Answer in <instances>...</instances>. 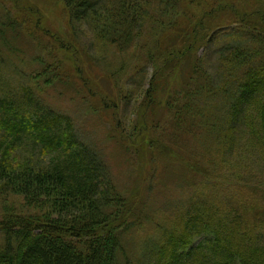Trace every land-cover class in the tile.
<instances>
[{"label": "trees", "instance_id": "16d2710c", "mask_svg": "<svg viewBox=\"0 0 264 264\" xmlns=\"http://www.w3.org/2000/svg\"><path fill=\"white\" fill-rule=\"evenodd\" d=\"M64 1L73 28L92 16L95 36L123 47L136 38L132 35L140 32L145 7L155 0H113L106 14L91 9V0ZM166 3L174 9L178 0ZM239 24L250 46L223 59L232 70L241 69L223 81L220 94L228 109L220 123L214 127L213 114L203 109L217 94L209 93V78L200 71L193 72L192 92L175 93V99L183 101L181 128L211 131L217 158L244 141L264 161V23ZM7 32L0 17V66ZM52 70L44 76V87L62 83L61 74ZM26 83L16 93L0 87V198L20 197L27 208L3 209L0 264H264V187L240 181L230 186L218 165L212 169L216 176L206 179L172 218H142L143 212L130 209L110 181L106 162L78 138L70 115L45 107ZM18 136L32 140L35 154L10 158ZM22 138L18 145L25 144ZM147 228L150 233H144Z\"/></svg>", "mask_w": 264, "mask_h": 264}, {"label": "rangeland", "instance_id": "374dc122", "mask_svg": "<svg viewBox=\"0 0 264 264\" xmlns=\"http://www.w3.org/2000/svg\"><path fill=\"white\" fill-rule=\"evenodd\" d=\"M112 1L91 0V9L105 13ZM145 12L140 32H133L136 38L120 47L95 36L92 16L73 28L64 0H0L8 30L1 53L2 92L16 93L27 82L45 107L68 113L78 138L106 162L110 181L142 218H172L206 179L216 176L212 169L218 165L230 186L240 181L264 187V161L244 141L217 158L211 131L181 128L183 101L175 99L177 93L192 92L194 73L200 71L209 78V93L217 94L203 109L213 114L214 127L220 123L228 109L220 94L223 81L241 69L232 70L223 59L249 48L239 23H264V0H178L174 9L155 0ZM147 52L152 56L146 58ZM52 68L62 83L44 87ZM22 137L9 150L11 159L35 154L32 140ZM21 138L25 144L18 145ZM7 205L27 212L20 197L0 198V219ZM130 248L136 252L137 246Z\"/></svg>", "mask_w": 264, "mask_h": 264}]
</instances>
